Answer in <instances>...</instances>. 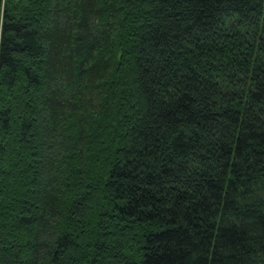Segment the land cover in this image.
Instances as JSON below:
<instances>
[{"label": "trees", "instance_id": "trees-1", "mask_svg": "<svg viewBox=\"0 0 264 264\" xmlns=\"http://www.w3.org/2000/svg\"><path fill=\"white\" fill-rule=\"evenodd\" d=\"M0 264H264V0H0Z\"/></svg>", "mask_w": 264, "mask_h": 264}]
</instances>
